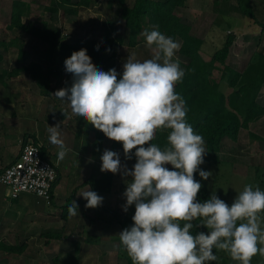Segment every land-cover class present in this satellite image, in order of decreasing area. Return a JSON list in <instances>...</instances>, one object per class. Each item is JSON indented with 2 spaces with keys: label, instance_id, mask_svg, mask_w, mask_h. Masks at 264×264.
Returning <instances> with one entry per match:
<instances>
[{
  "label": "clouds",
  "instance_id": "clouds-1",
  "mask_svg": "<svg viewBox=\"0 0 264 264\" xmlns=\"http://www.w3.org/2000/svg\"><path fill=\"white\" fill-rule=\"evenodd\" d=\"M142 35L154 55L143 61L128 56L119 80L115 68L100 70L81 49L64 61L71 87L53 94L107 139L121 144L126 159L135 157L128 169L114 151L105 149L101 156L102 172L131 177L122 210L134 206L133 223L119 233L120 242L133 264H206L217 259L213 248L250 264L255 255L264 256V247H258L264 245L259 215L264 212V191L246 185L231 205L216 194L202 203L197 200L202 185L194 174L207 180L212 173L200 168L207 154L204 139L186 123L185 101L175 91L184 76L179 61L173 60L180 45L158 30L145 29ZM157 129L170 130L164 148L151 143ZM48 131L63 160L67 149L58 125ZM81 196L85 208L102 205L103 197L95 191ZM78 207L72 201L69 216H79ZM197 219L200 224L192 223ZM194 227L207 232L193 235Z\"/></svg>",
  "mask_w": 264,
  "mask_h": 264
},
{
  "label": "trees",
  "instance_id": "trees-1",
  "mask_svg": "<svg viewBox=\"0 0 264 264\" xmlns=\"http://www.w3.org/2000/svg\"><path fill=\"white\" fill-rule=\"evenodd\" d=\"M186 0H134L130 7L126 6V0H109L119 5V18L124 23V30L127 32V45L134 48L142 42L139 35L147 29L149 32L158 30L166 37H171L174 41L179 40L180 47L177 55L183 59L179 62L180 68L184 71L181 81L175 85V91L185 101L186 123L190 124L195 134L201 135L204 139L206 150L205 157L208 159H219L222 140L228 138L236 140L239 131L246 129L250 122L264 116V108L256 102L258 93L264 84V6H251V0H215L224 1L228 4L224 16L248 18L254 25L258 26L259 37L254 52V61H249L241 70H234L226 64L230 48L234 44L235 35L229 33L221 48L206 58L202 50L203 40L196 36L190 25L184 24L175 14L178 7L183 6ZM62 12L67 15H74L80 8L90 9L95 6L96 0H61ZM47 10L55 11V7ZM29 6L21 1L13 0L10 13L9 29L17 30L18 34L31 37L37 42L47 46V52L54 55V59L59 58L55 67L50 63L44 66L37 61L26 63L25 53L20 45L18 49L17 61L19 65L12 69L7 75L16 76L21 71L29 73L44 96L51 93V78L62 74L65 70L64 61L73 52L86 49V54L91 58V62L100 70L107 72L109 69L118 67V51L124 44L123 37L114 32L104 31L101 40L94 37H77L71 43H64L59 36V29H50L47 22H41L37 26L33 21L23 23L22 16H29ZM145 40V38H144ZM18 40L12 41L10 46ZM146 41V40H145ZM98 49V50H97ZM1 58V57H0ZM44 58V57H43ZM119 80L120 77L117 76ZM97 138L102 140L105 135L95 129L90 124ZM170 130L157 129L151 143L161 148L167 146V136ZM113 149L120 148L122 145L112 141ZM123 150V149H122ZM136 150L133 149L134 153ZM40 153L42 151L40 148ZM43 156V155H42ZM125 156V154H124ZM130 160L133 165L136 160L133 156ZM166 167L171 168L170 165ZM194 179L199 181L198 172L194 174ZM58 181V178H57ZM53 185V188L57 184ZM113 178L110 174H103L98 179H89L86 184L91 191L98 195L111 191ZM209 195L201 187L197 194L199 202H205ZM70 202V201H69ZM69 202L64 206L69 207ZM229 205H231L229 203ZM107 212L114 218L121 229L129 228L132 224L128 218L131 209L125 213L113 210ZM64 215L69 216L68 208L64 210ZM184 222H181V226ZM200 224V219L193 221ZM197 232H207L204 227H194L192 234ZM56 237V236H55ZM125 250L124 246H122ZM9 248V253H15ZM21 252V251H20ZM126 252V264H133ZM213 253L217 256L215 261L206 264H240L239 261L231 259L226 251H219L213 248Z\"/></svg>",
  "mask_w": 264,
  "mask_h": 264
},
{
  "label": "crops",
  "instance_id": "crops-1",
  "mask_svg": "<svg viewBox=\"0 0 264 264\" xmlns=\"http://www.w3.org/2000/svg\"><path fill=\"white\" fill-rule=\"evenodd\" d=\"M21 2L27 4L23 0ZM25 16L23 14L22 21ZM122 26L124 28V23ZM257 28L259 29V27ZM122 34L123 32L118 35L122 36ZM242 35L247 40L251 39L248 34L243 33ZM257 35L259 36V33ZM257 42L253 47H250L251 52L249 55L245 54L246 57H242V50L235 53L238 57V65L236 63L229 64L230 49L226 64L237 71L241 70L249 61H254L253 55ZM248 44L249 41L243 38L239 48H245ZM2 59L0 58V64L2 63L3 66L0 69V171L17 160L23 143L33 141L40 145L43 157L57 166L58 181L52 190L50 203L29 194H21L18 198L11 199L7 196V190L0 186V251L9 253V248L18 249L15 250V253L10 254L20 258L22 255L32 252V242L42 241L43 248L46 250L48 247L53 249L54 246L72 238L79 239L82 231L78 228V223L82 217L87 219V212H91L92 217L89 216V220L90 224L94 225L93 234L89 235L88 239H84V241H88L86 245L91 248L90 252L109 253L113 250L112 248H116V250L120 248L125 251L119 239L121 229L112 222V216L109 213L107 215V210H110L111 207L102 204L94 209L85 208L87 201L81 195L87 191L86 188L91 190L86 184L89 179H98L103 174H110L114 179V176L122 174L121 172L113 175L101 171V156L105 149L118 153L121 165H125L128 169L133 167V163L126 159L122 149L112 148L111 140L107 138L99 140L96 133L90 129V124L72 112L69 102L60 100L53 95L62 88L71 87L72 82L69 80L72 76L70 73H66L64 70L62 74L51 78V93L49 96H44L28 72L21 71L16 76L7 75L17 67L18 63L15 61L16 63L13 64L16 65L10 67L12 65H8L6 61L3 62ZM58 60L60 59L48 61L44 57L43 59L38 58L37 62L41 63L45 69V66L50 63H53L52 67H55L54 62L57 63ZM25 61L26 63L30 62L26 60V57ZM256 102L264 108V84L257 95ZM56 125L61 133L59 138L63 140L67 149L63 160L58 159V147L49 141L48 128ZM219 156L225 161L239 162L241 165L249 167L250 170L252 167H256L257 171L262 168L261 177L264 178V116L250 122L246 129H241L236 140L224 138ZM64 172L69 173L71 184L69 190L62 194L58 191V187ZM81 189L84 191H80ZM113 189L111 187L109 193L101 194L111 196L115 192V197H117L122 192L120 189L116 188L115 191ZM68 199L70 200L69 204L75 201L79 206L80 219H77L78 216L66 217L64 215V210H66L64 206ZM100 214H104V218L99 217ZM52 241L55 242L53 245ZM81 248L76 244L73 251L78 252L79 250L81 253L83 251ZM80 253H75V257L71 258L70 261L73 264H79ZM60 261L61 259L58 258V264Z\"/></svg>",
  "mask_w": 264,
  "mask_h": 264
},
{
  "label": "rangeland",
  "instance_id": "rangeland-1",
  "mask_svg": "<svg viewBox=\"0 0 264 264\" xmlns=\"http://www.w3.org/2000/svg\"><path fill=\"white\" fill-rule=\"evenodd\" d=\"M12 1L13 0H0V57L3 58L2 61H6L8 65L11 64L12 66L10 67H13V65L15 66L16 64L13 63H18L16 58L19 49V46L17 45L19 44L25 53L26 60L28 61H37L38 58L43 59V57L48 61L56 60L51 52H47V46L45 44L37 42L27 35L17 34V31L9 29L8 26L10 24ZM23 1L27 3L30 11L29 16L23 18V22L26 23L27 20L33 21L37 26H40L43 21L47 22L50 29H59V36L63 38L62 41L64 43H71L75 38L82 36L101 39L104 31H110L117 34L123 32L122 36L124 44L120 47L118 52L117 73L119 77L120 74H122L123 64L128 56L135 55L137 60L143 61L152 58L154 55L152 48L147 46L146 41L144 40L145 37L142 35L145 30L139 35L140 39L143 38L142 42L134 48H130L127 45V32L124 30L122 26L123 22L119 18V5L116 2H109V0H96L94 7L85 10L80 9L76 15L70 16L62 12V8L60 7L61 4L59 3L61 0ZM126 1L127 3L125 5L128 7L134 2V0ZM251 2V6H264V0H251ZM49 7H55L57 9L56 12L47 10ZM227 7L228 4L224 1H218L217 3L215 0H186L183 6L178 7L175 10V14L184 24L190 25L193 28L195 35L203 40L202 50L206 58L213 54L217 49L221 48L226 36L229 33H233L235 39L234 44L232 45L233 47L230 48L231 58L229 64L234 65L236 63V65H238V57L235 53L242 50V57H246L245 54L249 55L251 52L250 47H253L258 40L259 36L257 34L259 33V29L257 28L258 26H255L248 18L224 16ZM243 33L246 35L248 34L251 39L247 40V38L242 35ZM243 38L246 41H249V44L245 46V48H239L240 43L243 42ZM14 40H18L19 42L16 41L10 46V43ZM176 42L180 45L179 40H176ZM177 51L173 60L183 62V59L177 55ZM54 64L56 63L54 62ZM18 65L19 63L17 66ZM2 67L1 63L0 69ZM69 81L72 82V78ZM200 168L212 173L207 180H202L199 176V182L202 185V189L206 191L209 196H211V194H216L227 204H231L236 195L242 192L246 185L251 184L254 188L258 186L261 191H264V178L261 177L263 171L262 168L257 171L256 167H252L250 170L249 167L243 166L239 162L225 161L223 158L221 159V157L217 160L204 157V162L200 165ZM68 174V172H64L63 178L59 183L58 191L62 192V194H65L64 192L69 190V185L71 184ZM114 177L115 180L113 179L112 189L114 186L113 191H115L116 188L120 189V191L122 190V192H120L121 194H118V196L115 197L116 193L114 192L111 196L108 194H101L100 196L103 197L102 204L111 207L110 210L121 213L125 203L123 193L125 192L126 185L130 182L131 177H124L122 174ZM82 189L84 188L82 187ZM82 189L80 191H84ZM86 189L88 190V188ZM69 201V199L66 200V202ZM67 208L68 207H66V209ZM129 208L131 209V214H129L128 221L132 224V216L134 215L135 209L134 206H130ZM55 212H57V210H55ZM86 214L88 216L87 219L82 217L78 223V228L82 231L79 239L75 237L59 244L60 246H54L53 249L48 247L46 250L43 248L42 241L32 242V254H24L20 258L15 257V255L10 253L0 251V264H58V258L61 259L60 264H73L70 261L71 258H73V256L75 257V253H80L79 250L78 252L73 251V247L76 244H78L79 248L82 247L81 249L83 250V253H80L81 258L79 259V264H126V252L120 250V248H118V250L112 248L113 250H108L109 253L96 251V253L90 252L91 248L86 245L88 241H84V239H88L93 234L94 225L90 224L89 220V216L92 217L91 212H87ZM259 215L261 218V228L264 229V212ZM103 216L104 214H100L99 217L104 218ZM99 217L97 218L99 219ZM77 219H80V216H78ZM111 219L116 227L118 226V228L121 229V227L115 222L114 218L112 217ZM239 223L240 221H238V224ZM54 243L52 241V245ZM258 247H264V245H258ZM217 250L223 251L220 249ZM34 251H36V253H33ZM63 258H65V260H62ZM250 264H264V256H261L260 254L255 255L252 257Z\"/></svg>",
  "mask_w": 264,
  "mask_h": 264
},
{
  "label": "built area",
  "instance_id": "built-area-1",
  "mask_svg": "<svg viewBox=\"0 0 264 264\" xmlns=\"http://www.w3.org/2000/svg\"><path fill=\"white\" fill-rule=\"evenodd\" d=\"M57 178L56 165L41 155L40 145L26 141L21 145L17 160L0 171V186L11 199L29 194L50 203Z\"/></svg>",
  "mask_w": 264,
  "mask_h": 264
}]
</instances>
